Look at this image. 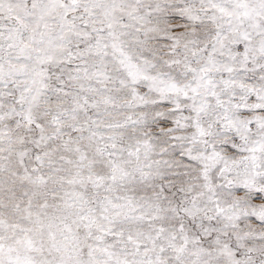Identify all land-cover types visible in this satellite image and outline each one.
I'll return each instance as SVG.
<instances>
[{"label": "snow or ice", "instance_id": "obj_1", "mask_svg": "<svg viewBox=\"0 0 264 264\" xmlns=\"http://www.w3.org/2000/svg\"><path fill=\"white\" fill-rule=\"evenodd\" d=\"M0 264H264V0H0Z\"/></svg>", "mask_w": 264, "mask_h": 264}]
</instances>
